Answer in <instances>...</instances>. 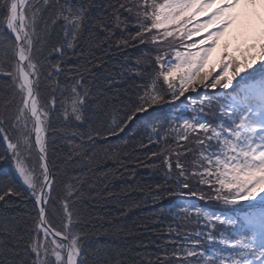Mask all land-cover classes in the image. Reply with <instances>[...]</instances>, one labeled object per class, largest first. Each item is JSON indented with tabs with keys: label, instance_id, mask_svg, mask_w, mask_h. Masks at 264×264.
<instances>
[{
	"label": "snow or ice",
	"instance_id": "6c2138e0",
	"mask_svg": "<svg viewBox=\"0 0 264 264\" xmlns=\"http://www.w3.org/2000/svg\"><path fill=\"white\" fill-rule=\"evenodd\" d=\"M113 43L145 50L105 75ZM0 145V264H264V0H0ZM117 180L112 218L94 208L125 203ZM149 197L179 209L155 252L120 242L151 230L119 222Z\"/></svg>",
	"mask_w": 264,
	"mask_h": 264
},
{
	"label": "trees",
	"instance_id": "16d2710c",
	"mask_svg": "<svg viewBox=\"0 0 264 264\" xmlns=\"http://www.w3.org/2000/svg\"><path fill=\"white\" fill-rule=\"evenodd\" d=\"M126 35V34H125ZM117 38H119L117 36ZM199 40L198 38H191L190 41H185L191 42V41H196ZM242 40V39H241ZM135 43V42H134ZM238 46L241 49L243 47L239 43H237ZM236 44V45H237ZM107 47V46H105ZM236 48L234 49V52L230 53L235 56L234 53L240 54V52L236 51ZM145 50V45L143 44H137L136 47H127V48H122L118 47L115 43L111 46L110 49L107 50V52L100 50L97 52V55L103 58V65L100 69L102 73L107 75V72H105V69L111 71L112 73H119L122 71L125 67L130 66L136 56L140 55L141 52ZM183 51V49H181ZM238 58V57H237ZM227 62L225 56L221 58L219 61H209V67L212 64L216 65V71L213 73V75H216L217 73L220 72V69L222 67L221 62ZM119 79V77H118ZM211 79V78H210ZM238 79V78H237ZM210 89V88H208ZM218 91H221L219 87L217 88ZM204 90V87L201 85L199 88V91L202 92ZM207 90V89H206ZM194 93V92H193ZM193 93H186V95H192ZM184 98L181 97V100ZM180 101H176L175 104H179ZM170 105H163L161 106V111L163 113H167L170 110ZM120 136L124 139H129L131 137V133L126 130L125 133H121ZM60 147H66L63 144L59 145ZM2 147V145H0ZM149 148H155L157 147L156 145H149ZM51 157V153H50ZM8 167L7 164H4L0 162V168H6ZM108 167H111V164L108 165ZM138 175L136 177V180L143 186L151 185L152 188L155 187V183L158 181L162 180V176L158 175L154 170L148 169L145 167H139L136 169ZM127 174H125V179H127ZM129 183H132L131 180L128 181ZM102 189V186H100ZM127 188V185L124 183L123 180H117L113 184L110 185V189L112 192L119 194L118 195V200L119 201H125V203H117L116 201L109 200L101 205L95 206L94 210L100 212L101 214H108L112 218H118L119 213L122 210H125L126 208V198L123 194V190ZM131 191V190H130ZM145 193H141L139 191H135L131 193L132 199L136 200L137 202H140L143 200ZM176 198L175 197H169L165 198L162 201L153 204L151 202V198L149 197L147 202L141 203L139 208H132L128 209L127 213L125 216L119 218V222L121 224L127 225V226H133L134 223L139 225L141 221H146L150 223V229L149 231H144L142 227H139L136 230V234L133 237H121L120 242H123L125 239L129 244L132 243H139L143 241L144 244L148 245V251L149 252H155L156 249V244L155 243H150V241H156V243H162L165 238H167L168 235V226L170 224H174V216L173 214L177 211H179L178 208H173L170 207V201H174ZM192 200H197L196 197H191ZM199 204L204 205L205 203L208 204L210 208H216L219 207L218 204L214 201H198ZM213 247H221V245L214 243L212 245Z\"/></svg>",
	"mask_w": 264,
	"mask_h": 264
},
{
	"label": "rangeland",
	"instance_id": "374dc122",
	"mask_svg": "<svg viewBox=\"0 0 264 264\" xmlns=\"http://www.w3.org/2000/svg\"><path fill=\"white\" fill-rule=\"evenodd\" d=\"M212 11V9H209L208 12L210 13ZM207 13H205L204 15L198 16L197 19L200 20L201 22H207ZM195 25V21H193V23L191 25H189V27H192ZM216 26L215 25H211L208 29H204L201 33H198L197 35L193 36L195 38L200 39L202 36L206 35L209 31L214 30ZM191 37V38H193ZM196 40V39H195ZM197 41V40H196ZM239 45H241L242 47H244L243 41L241 40V38L238 36L237 31L234 28L229 29L227 32H225V34L223 36L220 37V39L218 40L217 44L215 45L211 56L209 58V61L213 62V61H219L221 60V58L223 57L225 51L227 53H232L234 52V49L236 48V46H238L237 43H239ZM237 44V45H236ZM236 57H238V59L241 58L242 56V52H240V54L238 53H234ZM204 90L207 92L212 91V92H218V89L213 90V89H205Z\"/></svg>",
	"mask_w": 264,
	"mask_h": 264
}]
</instances>
